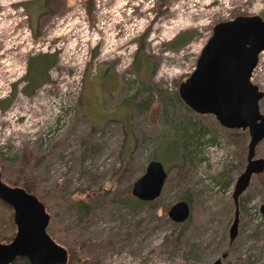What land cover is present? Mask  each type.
I'll use <instances>...</instances> for the list:
<instances>
[{"label":"rangeland","instance_id":"obj_1","mask_svg":"<svg viewBox=\"0 0 264 264\" xmlns=\"http://www.w3.org/2000/svg\"><path fill=\"white\" fill-rule=\"evenodd\" d=\"M13 1L0 0L6 16ZM238 15L264 19V0H50L56 54L50 83L31 95L13 90L6 78L0 87V99H11L0 111V173L8 185L5 177L15 178L8 163L27 164L50 216L47 233L65 249H79L83 264H212L217 258L264 264V172L252 176L236 206L231 195L249 137H230L232 130L217 121L211 126L214 116L199 118L206 131L191 163L169 164L173 146H161L158 161L167 176L153 207L125 202L158 142L175 139L182 146L175 125L198 120L178 85L192 73L213 26ZM10 25L0 26V34ZM186 31L193 38L173 49L174 37ZM138 49L146 56L140 62ZM9 55L4 67L13 71L23 58ZM257 72L251 82L264 93V50ZM259 108L264 116V94ZM255 156L264 158V139ZM182 195L190 198L189 219L174 224L167 211ZM80 199L86 214L77 210Z\"/></svg>","mask_w":264,"mask_h":264},{"label":"water","instance_id":"obj_2","mask_svg":"<svg viewBox=\"0 0 264 264\" xmlns=\"http://www.w3.org/2000/svg\"><path fill=\"white\" fill-rule=\"evenodd\" d=\"M264 50V19L260 15H238L216 23L203 45L192 73L178 85V96L193 112L214 116L224 128L246 130L248 134L246 164L236 177L232 199L238 198L249 186L252 176L264 172V158L255 156L256 145L264 139V116L259 101L263 97L250 81L259 53ZM167 172L158 160L148 162L137 178L131 194L141 201L160 196ZM0 200L11 207L15 233L9 242H0V264H9L17 257L29 264H65L67 251L47 233L49 214L43 203L22 187L9 186L1 180ZM264 218V203L259 207ZM190 215L189 203L178 200L168 211L175 223ZM238 224V211L230 226L233 239ZM224 256V255H223ZM212 264H221L217 258Z\"/></svg>","mask_w":264,"mask_h":264},{"label":"flooded vegetation","instance_id":"obj_3","mask_svg":"<svg viewBox=\"0 0 264 264\" xmlns=\"http://www.w3.org/2000/svg\"><path fill=\"white\" fill-rule=\"evenodd\" d=\"M10 7L14 11L9 16L5 15L3 9L0 11V26L11 23L6 34H0V87L6 78L13 90L20 87L25 95H31L36 89L50 83L47 75L51 69L48 57L52 55V42L49 39L51 37L50 0H14L7 6ZM18 10L23 12L22 18L25 21H21L19 14L16 15ZM26 29L29 31L28 36L25 34ZM6 36L10 43L4 39ZM10 53L23 58L22 64L15 63L13 71H10V67H4L10 64L7 58L12 56L9 55ZM12 73L15 74L14 77L11 76ZM13 93L14 91L12 96ZM10 101V98L0 99V111H4L6 108L2 107L8 106ZM188 219L189 217L182 223Z\"/></svg>","mask_w":264,"mask_h":264},{"label":"trees","instance_id":"obj_4","mask_svg":"<svg viewBox=\"0 0 264 264\" xmlns=\"http://www.w3.org/2000/svg\"><path fill=\"white\" fill-rule=\"evenodd\" d=\"M193 38V34L191 32H182L181 34H178L176 37H174L173 41L170 43V46L175 49L178 50L181 47H183L185 44H187L191 39ZM142 52L138 49L137 54L135 56V61L136 62H140V60L145 59V55L141 54ZM144 53V52H143ZM137 58V59H136ZM43 60V58H42ZM48 62L49 65L52 67L55 65L56 63V54H52L48 57ZM139 67V66H136ZM7 107V105H4L2 108L5 109ZM198 116V120L197 119H190L189 117L187 119H184L183 123L181 124H177L175 125V133L177 134V136L179 138L182 139V146L180 145V143L175 140V139H164L161 142H158V151L154 154L153 159L152 160H159V153H160V149L161 146L167 142L171 143L173 146V151L175 154V158L173 161H170L169 164H182L184 162H189L191 163V161L193 160V158L197 157V147L199 144V140L204 136L206 128L204 126L200 125L199 122V118H204L206 115L205 114H199ZM209 117H212V115H209ZM178 118H180L178 116ZM183 119V118H182ZM217 122L216 120L213 119L212 117V122H211V126L216 127ZM228 130H232L230 137H235L237 138V134L236 132H238L239 136L242 137L243 139L246 138V134L247 131L246 130H239L238 129H228ZM15 160V159H13ZM3 164H4V159H2ZM9 165V169H13L15 171V178L13 179H7L5 177L6 182L8 183L9 186H18V187H22L23 189H25L27 192L35 195L42 203V199L43 196L38 194V190L36 188V184H34V177L32 175V173L27 172L26 170V166L27 164L23 163L22 161L19 163H8ZM168 164V166H169ZM12 165V166H11ZM168 166H166V168H168ZM182 166V165H180ZM181 200H185V201H190V198L187 197L186 195H182L180 197ZM157 201H159V197H157L156 199L152 200V201H141L139 199H137L136 197H134L131 192L127 195V198L125 200V202L127 204H129V206H151L153 207L154 204L157 203ZM44 205V203H43ZM45 206V210L46 205ZM87 203L84 199H80L77 201L76 207L77 210L81 213V214H86L88 211V207H87ZM163 210V209H162ZM165 210V208H164ZM50 217V216H49ZM50 220V219H49ZM174 224H177L175 222H173ZM15 233V225L13 222V213H12V209L10 206H8L6 203H4L2 200H0V242L1 243H6L9 242L13 235ZM180 233H178L177 237L174 240V246L179 244V239H180ZM81 246V245H80ZM67 251V261L65 264H83V261H85V259L83 258V256H81V254L79 253V249L76 250V248H69ZM85 257V256H84ZM9 264H29L27 258L25 257H17L14 261H12Z\"/></svg>","mask_w":264,"mask_h":264},{"label":"built area","instance_id":"obj_5","mask_svg":"<svg viewBox=\"0 0 264 264\" xmlns=\"http://www.w3.org/2000/svg\"><path fill=\"white\" fill-rule=\"evenodd\" d=\"M262 52H263V50H262L259 54H261ZM255 72L258 73V72H257V64H256L255 68L253 69V71H252V73H251L250 81H251L252 76H253V74H254Z\"/></svg>","mask_w":264,"mask_h":264}]
</instances>
